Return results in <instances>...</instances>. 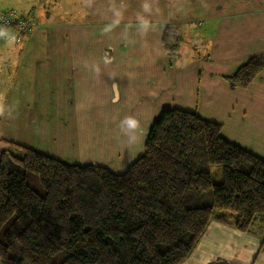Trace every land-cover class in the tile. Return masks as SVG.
<instances>
[{"label":"crops","instance_id":"0c3cea01","mask_svg":"<svg viewBox=\"0 0 264 264\" xmlns=\"http://www.w3.org/2000/svg\"><path fill=\"white\" fill-rule=\"evenodd\" d=\"M86 1L88 21L52 31L53 49L41 44L36 57L31 51L23 58L21 46L19 60L0 65V76L8 77L0 154L11 142L121 174L141 156L160 113L179 109L220 124L225 140L264 160V69L245 88L226 80L264 54V0ZM43 21L28 39H44ZM168 25L178 28L180 49L190 27L207 25V54L182 62L165 56ZM126 117L137 119L138 129L122 125ZM262 226L254 224V235L211 221L183 264H264Z\"/></svg>","mask_w":264,"mask_h":264},{"label":"trees","instance_id":"16d2710c","mask_svg":"<svg viewBox=\"0 0 264 264\" xmlns=\"http://www.w3.org/2000/svg\"><path fill=\"white\" fill-rule=\"evenodd\" d=\"M179 43L178 28L166 26L163 53L176 56ZM263 69L264 54H257L226 80L245 88ZM221 129L195 112L165 109L141 156L121 174L6 143L0 154V260L183 264L214 220L254 235V224L262 222L261 253L264 160L225 140ZM212 165L221 166L219 184L211 181Z\"/></svg>","mask_w":264,"mask_h":264},{"label":"rangeland","instance_id":"374dc122","mask_svg":"<svg viewBox=\"0 0 264 264\" xmlns=\"http://www.w3.org/2000/svg\"><path fill=\"white\" fill-rule=\"evenodd\" d=\"M57 2V3H56ZM90 1L86 0H2L0 1V9H13L19 13L34 11L37 19V27L40 24L41 18L44 19L42 22L46 27H40L41 30H49L44 39H28L31 36V32L23 36L19 41L14 42L10 40L2 39L0 41H7L6 46L0 49V65L6 62L14 64L20 59L19 53L21 46L25 47L24 53L20 55L25 58L29 52H33L29 57H36L39 50L42 48L41 44L45 45L46 49H53V43L55 42L54 33L57 27L63 29H68L74 26L83 25L88 21L87 16L89 15L86 9V3ZM34 9V10H32ZM36 11H40V18H38ZM47 14V15H46ZM45 16L48 19H45ZM41 26V25H40ZM208 26L204 25L201 29L199 25L190 27V34H186L182 41L184 43L181 45L179 43V50L177 55L170 58H179V61L183 59H197V57L204 56L208 52L209 45L211 43L212 34L207 32ZM42 32V31H41ZM41 42V43H40ZM181 42V35H180ZM195 43V47H193ZM40 44V47H37ZM41 52V51H40ZM42 55V54H41ZM40 55V56H41ZM166 56V55H165ZM168 57V56H167ZM11 69V68H10ZM3 70V69H2ZM7 76H0V103L4 99L3 95L7 89ZM8 147V146H7ZM7 147L4 151H6ZM15 168L14 165H11ZM211 181L213 183L219 184L222 181L221 166L212 165L210 166Z\"/></svg>","mask_w":264,"mask_h":264},{"label":"built area","instance_id":"2783aa9c","mask_svg":"<svg viewBox=\"0 0 264 264\" xmlns=\"http://www.w3.org/2000/svg\"><path fill=\"white\" fill-rule=\"evenodd\" d=\"M37 25L34 11L19 13L13 9H0V39L19 41Z\"/></svg>","mask_w":264,"mask_h":264},{"label":"clouds","instance_id":"9594fccd","mask_svg":"<svg viewBox=\"0 0 264 264\" xmlns=\"http://www.w3.org/2000/svg\"><path fill=\"white\" fill-rule=\"evenodd\" d=\"M122 125L126 126L128 129H138L139 122L133 117H126L122 122Z\"/></svg>","mask_w":264,"mask_h":264},{"label":"bare ground","instance_id":"6f19581e","mask_svg":"<svg viewBox=\"0 0 264 264\" xmlns=\"http://www.w3.org/2000/svg\"><path fill=\"white\" fill-rule=\"evenodd\" d=\"M36 28H37V27H35V28L33 29V31H34ZM33 31H32V32H33ZM32 32H31V34H32Z\"/></svg>","mask_w":264,"mask_h":264}]
</instances>
